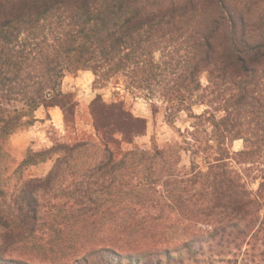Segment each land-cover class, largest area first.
<instances>
[{"label": "trees", "instance_id": "trees-1", "mask_svg": "<svg viewBox=\"0 0 264 264\" xmlns=\"http://www.w3.org/2000/svg\"><path fill=\"white\" fill-rule=\"evenodd\" d=\"M78 71L189 126L133 146L146 119L97 94V140L15 159L9 138L39 107L74 116L62 82ZM205 247L264 255V0H0V264H161Z\"/></svg>", "mask_w": 264, "mask_h": 264}, {"label": "rangeland", "instance_id": "rangeland-1", "mask_svg": "<svg viewBox=\"0 0 264 264\" xmlns=\"http://www.w3.org/2000/svg\"><path fill=\"white\" fill-rule=\"evenodd\" d=\"M202 83H206L205 76L201 77ZM63 91L72 92L74 95L75 113L70 121L63 119L61 112L60 122L45 121L51 119L48 113L42 112L44 119L40 123L33 122L32 125H37L40 133L29 136L21 134L29 129L30 126L24 130L14 133L9 138V145L14 148L15 159H19L21 153L27 147L34 150L42 149L52 145L54 140L72 141L74 138H87L92 141L97 140L96 133L92 126V119L89 114L88 105L90 101L100 94L102 99L110 102L115 99H122L126 108H128L134 115L141 116L146 119L145 134L137 136L134 139L133 146L142 149L149 148L152 141L158 146H163L167 142L178 139L176 128L184 130L189 126V122L184 112H180L176 117L173 125H170L164 116L163 108L160 107L158 111L153 112L149 101L142 97H134L123 89L114 87L113 84L108 83L103 86L94 83V75L90 71H78L74 74H67L62 82ZM159 103V102H158ZM201 107L195 108V111H201ZM124 147H127L124 145ZM241 147V141L237 140L233 143V148ZM188 156L182 153L181 164L188 165ZM16 161V160H15ZM52 161L47 160L37 165H32L28 168L27 173L33 176L44 175L51 166ZM167 237L170 241H178L182 239L178 228H170L167 230ZM244 249L239 253H219L218 251H211L205 247L202 253H189L186 251L174 252L170 259L163 260L161 264H264V255L259 254V251H254L252 254L243 253Z\"/></svg>", "mask_w": 264, "mask_h": 264}, {"label": "crops", "instance_id": "crops-1", "mask_svg": "<svg viewBox=\"0 0 264 264\" xmlns=\"http://www.w3.org/2000/svg\"><path fill=\"white\" fill-rule=\"evenodd\" d=\"M42 112L44 113H48L50 116H51V119L47 120L45 119V121H49V122H53L54 125H56V122H60V119H61V110L59 107L57 106H54V107H49L47 109H45L44 107H39L36 111H35V122L37 123H40L41 125V122L40 120L44 119L43 115H42ZM39 127V126H38ZM38 127L37 125H32L29 127L28 130H26L24 133L21 134V139L23 138V136H29V135H34L35 134H38L40 133V131H37L38 130Z\"/></svg>", "mask_w": 264, "mask_h": 264}]
</instances>
